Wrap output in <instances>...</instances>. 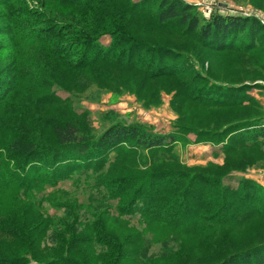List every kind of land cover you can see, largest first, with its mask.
<instances>
[{"label": "rangeland", "instance_id": "1", "mask_svg": "<svg viewBox=\"0 0 264 264\" xmlns=\"http://www.w3.org/2000/svg\"><path fill=\"white\" fill-rule=\"evenodd\" d=\"M158 1L150 0L148 5L155 6ZM180 1L192 5L191 11L201 21L215 13L249 17L259 21L264 31V0ZM91 7L81 5L79 12L77 10L83 20L79 36L76 22L70 24L71 19L57 16V13L68 15L76 11L64 0H0V95L6 94L0 101L3 163L0 175V259L4 255H15L11 237L14 223L20 225L28 215L43 211L52 218L62 215L65 209L55 204L63 203L62 197L79 194L80 203H84L80 180L59 181L52 185L48 178L42 180L41 170H32L33 162L49 169L39 158L30 157L32 159L29 158L30 164L26 167L22 165L25 157L9 161L13 151L11 145L16 139L33 137L43 146L55 145L53 126L68 121L75 123L82 135L88 132L89 136H100L115 125L140 126L159 134H174L177 141L168 149L153 153L138 148V155L131 154L129 161L140 165L144 173L154 170L151 163L156 167L166 163L164 167L209 171L217 175L220 172L211 165H224L228 160L233 170L229 175H225L227 171L222 172L219 182L221 186L230 187L228 196L241 190L243 179L255 184L256 189H247L252 196L248 202L233 198L235 201L229 212L236 211L221 222L215 218L213 222L202 221L196 225L162 226L145 224L147 219L141 220L139 213L129 215V225L144 230L149 240V254H154L149 264H209L220 260L231 248L247 247L263 240L264 206L258 200L264 201V149L228 156L223 147L231 141L235 130L215 136V132H211L208 136L185 127L207 120L217 128V123L211 121L224 118L218 107L198 104L187 97L201 84L205 73L218 78H264V42L250 52H219L205 48L197 31L191 35L181 34L184 26L167 31L156 30L147 23L145 29L144 26H135L130 30L137 34V38L151 44L160 41L181 51L183 57L175 58L172 61L175 64H172L168 61L171 57L168 48H152L147 52V47L129 38L128 33L122 35L100 30L93 33L87 27L97 22L107 26L119 19L122 23L130 18L135 21L137 18L128 13L129 8L123 10L122 4L118 5L104 17L103 12L91 13ZM159 61L161 64L164 61L171 63L167 69L176 66L184 71L175 76L152 77L150 73L155 71ZM248 92L264 108V87L252 86ZM257 94L260 97H256ZM245 162L247 166H244ZM9 170L36 181L20 184V180H16L8 186ZM79 174L80 170L73 172V175Z\"/></svg>", "mask_w": 264, "mask_h": 264}, {"label": "trees", "instance_id": "2", "mask_svg": "<svg viewBox=\"0 0 264 264\" xmlns=\"http://www.w3.org/2000/svg\"><path fill=\"white\" fill-rule=\"evenodd\" d=\"M64 2L73 5L76 11L68 15L57 13V16L71 19L70 24L76 22L79 36L80 22H83L78 13L81 5L83 8L92 6L89 9L91 13L103 12L106 17L122 4L123 10L129 8L128 13L137 18L135 21L130 18L122 23L119 19L108 24L110 28L106 23L98 22L87 27L93 33H98V30L122 35L128 33L129 38L144 44L147 52L152 48H168L171 56L168 61L171 62L183 57V53L164 42L151 44L148 40L137 38V34L130 30L135 26H144L145 29L147 23L156 30L167 31L184 26L181 34L191 35L197 31V37L203 40L205 48L219 52H250L264 42L263 27L256 19L215 13L201 21L191 11L192 5L180 0H160L155 6L148 5L150 0ZM172 64L165 61L161 64L159 61L155 71L150 74L152 77L175 76L183 70L176 66L167 69ZM145 69L149 70L148 67ZM202 78L201 84L189 92L187 97L198 104L218 107L223 111L224 118L218 117L211 121L217 123V128L206 120L205 123L195 125L190 123L185 129L208 136L211 132H215V136L235 130L231 141L223 147L228 156L251 149H264V108L248 92L252 86L264 87V78H218L208 72ZM2 96L0 101L6 94ZM53 132L57 141L55 145L43 146L33 137L16 139L11 145L13 151L9 161L25 157L22 165L26 167L30 164V157L39 158L49 169L33 162L32 170H41L42 180L48 178L52 185L59 181L80 180L84 188V203H80L79 194L62 197L63 203H55L58 208L65 209L62 215L52 218L43 211L28 215L20 225L14 223L17 225L11 227V237L14 242L12 252L15 255L2 256L0 264H149L154 255L149 254V240L144 230L133 229L129 225V215L139 213L141 220L147 219L145 224L162 226L196 225L215 218L221 222L236 211L229 212L235 198L239 197L246 203L252 197L248 190L256 189L255 184L250 183L252 181L243 179L241 190L228 196L230 187L219 184L221 173L227 171L225 175H229L233 170L228 160L224 165H211L220 175L209 171L172 169L164 167L166 163L157 167L151 163L150 167L154 166V170L144 173L140 165L129 161L131 154L138 155V148L153 153H158L162 148L168 149L177 141L174 134H159L140 126L115 125L100 136H89L88 132L82 135L72 121L55 124ZM1 158L0 154V175L3 169ZM78 170L80 174L73 175ZM16 180H20V184L36 181L28 179L27 175L20 177L16 171L9 170L8 186ZM39 182L42 183L41 180ZM258 202L264 206V201L260 199ZM228 254L209 264H264V239L251 246L231 248Z\"/></svg>", "mask_w": 264, "mask_h": 264}, {"label": "crops", "instance_id": "3", "mask_svg": "<svg viewBox=\"0 0 264 264\" xmlns=\"http://www.w3.org/2000/svg\"><path fill=\"white\" fill-rule=\"evenodd\" d=\"M256 97H260V95L259 94H257V95H255ZM261 102L263 103V101L261 100ZM263 106H264V103H263Z\"/></svg>", "mask_w": 264, "mask_h": 264}, {"label": "water", "instance_id": "4", "mask_svg": "<svg viewBox=\"0 0 264 264\" xmlns=\"http://www.w3.org/2000/svg\"><path fill=\"white\" fill-rule=\"evenodd\" d=\"M224 6H226V5H224Z\"/></svg>", "mask_w": 264, "mask_h": 264}]
</instances>
